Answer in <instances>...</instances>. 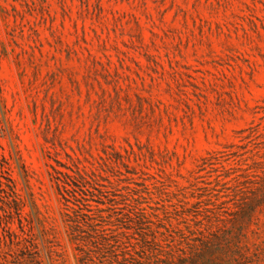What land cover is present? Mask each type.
<instances>
[{"label":"rangeland","instance_id":"rangeland-1","mask_svg":"<svg viewBox=\"0 0 264 264\" xmlns=\"http://www.w3.org/2000/svg\"><path fill=\"white\" fill-rule=\"evenodd\" d=\"M0 264H264V0H0Z\"/></svg>","mask_w":264,"mask_h":264},{"label":"trees","instance_id":"trees-1","mask_svg":"<svg viewBox=\"0 0 264 264\" xmlns=\"http://www.w3.org/2000/svg\"><path fill=\"white\" fill-rule=\"evenodd\" d=\"M2 168H0V170L1 171H3V172H6L7 171V168L6 167H4V166H1Z\"/></svg>","mask_w":264,"mask_h":264}]
</instances>
